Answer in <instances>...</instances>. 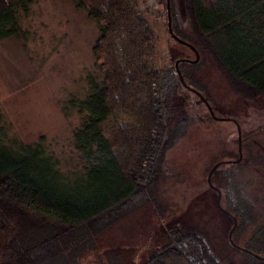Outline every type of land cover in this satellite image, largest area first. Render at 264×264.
<instances>
[{"label":"trees","instance_id":"trees-1","mask_svg":"<svg viewBox=\"0 0 264 264\" xmlns=\"http://www.w3.org/2000/svg\"><path fill=\"white\" fill-rule=\"evenodd\" d=\"M35 1L0 0V41L22 30ZM70 1L99 26L93 54L101 79L90 76L87 94L64 105L66 114L81 115L73 132L77 162L69 168L46 135L22 141L0 106V264H57L85 235L155 205L162 160L175 145L168 102L182 83V62L157 65V34L142 0ZM186 5L234 90L264 95V0ZM146 264L220 263L202 237L179 229Z\"/></svg>","mask_w":264,"mask_h":264},{"label":"rangeland","instance_id":"rangeland-1","mask_svg":"<svg viewBox=\"0 0 264 264\" xmlns=\"http://www.w3.org/2000/svg\"><path fill=\"white\" fill-rule=\"evenodd\" d=\"M142 4L157 34V65L181 61L184 79L168 102L177 135L154 186L156 204L104 233L85 235L56 263L146 264L185 229L202 237L220 264H259L264 95L246 98L234 90L196 34L186 0H170V13L174 32L189 44L170 33L167 0ZM22 23L19 33L0 41V106L22 141L46 135L63 167H72L81 115L63 108L87 94L90 76L101 79L93 54L99 26L70 0H36Z\"/></svg>","mask_w":264,"mask_h":264},{"label":"water","instance_id":"water-1","mask_svg":"<svg viewBox=\"0 0 264 264\" xmlns=\"http://www.w3.org/2000/svg\"><path fill=\"white\" fill-rule=\"evenodd\" d=\"M167 4H168V12H169V22H168V27H169L170 33H171L176 39L180 40L181 42H183V43H185V44H189L188 42H186V41L180 39V38L174 33V30H173V27H172V17H171V13H170V0H167ZM198 58H199V55H198L197 58H196L194 61H192V62L196 63V62L198 61ZM178 64H179V62L176 63L177 68H178ZM178 72H179V74H180V78H181L182 82L184 83V79H183L182 74H181V72H180L179 69H178ZM210 108H211V107H210ZM239 143H240V151H241V148H242V139H241V135H240V141H239Z\"/></svg>","mask_w":264,"mask_h":264}]
</instances>
